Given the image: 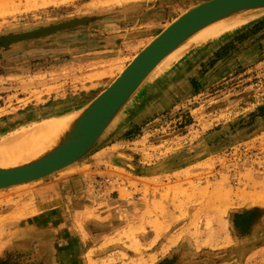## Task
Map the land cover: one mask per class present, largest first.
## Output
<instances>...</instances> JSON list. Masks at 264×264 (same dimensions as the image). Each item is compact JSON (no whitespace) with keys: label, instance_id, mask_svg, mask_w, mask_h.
Segmentation results:
<instances>
[{"label":"rangeland","instance_id":"1","mask_svg":"<svg viewBox=\"0 0 264 264\" xmlns=\"http://www.w3.org/2000/svg\"><path fill=\"white\" fill-rule=\"evenodd\" d=\"M207 1L0 0V40H8L0 45V159L24 133L78 115L160 32ZM235 18L246 24L183 46L135 97L138 112L159 109L157 121L151 133L145 126L123 142L144 135L147 145H161L150 151L152 162L166 156L162 164L143 163L135 148L141 144L123 143L110 152L120 154L118 162L94 165L97 146L39 181L0 189V264H264V10ZM46 29L52 31L19 38ZM189 138L209 152L177 173L174 141ZM61 181L87 199L73 203L70 225L62 228L57 215L51 233V225L37 222V206L60 204ZM142 193L153 196L149 233L131 226L113 231L92 211L91 223L73 224L86 201ZM179 200L196 208L187 230L178 229L185 220L177 224V214L187 207ZM165 222L173 229L159 239ZM170 235L180 240L172 249L165 246L174 243Z\"/></svg>","mask_w":264,"mask_h":264},{"label":"water","instance_id":"2","mask_svg":"<svg viewBox=\"0 0 264 264\" xmlns=\"http://www.w3.org/2000/svg\"><path fill=\"white\" fill-rule=\"evenodd\" d=\"M254 9H264V0H211L181 16L74 119L52 149L29 163L0 168V189L39 180L82 159L97 145L115 117L167 55L205 27ZM50 31L52 29H46L19 38ZM7 41L0 40V45Z\"/></svg>","mask_w":264,"mask_h":264},{"label":"crops","instance_id":"3","mask_svg":"<svg viewBox=\"0 0 264 264\" xmlns=\"http://www.w3.org/2000/svg\"><path fill=\"white\" fill-rule=\"evenodd\" d=\"M139 98L135 99L128 107L127 109L124 111L123 115L121 116L120 120L117 122V124L115 125V127H113L111 129V131L106 135V137H104L103 141L100 142V148L99 150H97V152H95L92 156L91 159L93 160L94 165H98L103 163L105 160L110 159V161H114V162H118L117 157L120 156V154H117V156H113L112 152L114 149L117 148H124V144L128 145V144H141V148L137 150H139L140 154H141V159L142 161H144L143 163H151L152 159L151 156L153 154H151V149H158L161 145H152L149 144L147 145L146 143L143 142V140L145 139V136L143 135L141 137L142 141H138V142H131L130 140L127 141V143H124L123 141L126 140L128 137H132L135 136L136 133L139 131V129L144 130V127L146 126V132L147 133H151V130H149L148 126L152 125L153 122L157 121V118L155 117V113L158 110H154V109H150V110H143L141 109L142 112H138L139 110V106L141 105V103L138 100ZM138 112V113H137ZM156 131V130H155ZM139 137V136H138ZM188 137V135L186 136ZM133 141V140H132ZM183 139H181V141H179L180 143L177 144V141H174V145H178L177 146V164L176 162H174V167H175V171L177 173H180L188 168L193 167L194 165H196L197 163L200 162V158L203 157L206 153L209 152L208 148L205 149H200L199 150V144L197 146H195V142L192 141L191 138H189L188 140L186 139L185 141H183ZM124 143V144H123ZM137 146V145H136ZM137 153V152H135ZM166 157V156H165ZM164 156H159L157 154V157L155 158L156 161L152 162L153 164H156L157 162L159 163L158 165L162 164V162H164L166 159ZM154 160V158H153ZM163 160V161H162ZM162 161V162H161ZM167 161V160H166ZM172 167V165H171ZM184 177H180L179 180H177V182H183L184 181ZM80 182H81V178H80ZM68 183L69 181H61V189H62V201L60 202V204H56L53 206H46V207H41V206H37L39 211L37 213V222H44L45 224H49L51 225V233L53 232V226L58 222V218L57 215H59L61 213L62 217H61V223H65L63 224L61 227L64 228L67 224L70 225L71 220L69 219L71 216V210L73 209L72 207H74L73 203L76 202V199H82V198H86V196L79 192V193H73L71 192L67 187H68ZM49 184H53V183H49ZM81 184V183H80ZM181 185V184H179ZM205 186H207V183L205 184ZM204 186V187H205ZM182 188H185V186L183 185ZM39 193V189H35L33 190V194H38ZM161 193V192H160ZM150 194V193H149ZM156 197H161V196H156ZM172 196H170L169 198H171ZM148 198L151 200L153 198L152 195H145L142 193V195L137 198V197H125L123 195H120L119 197H114V198H110V199H106L104 202L97 204H88V202L86 201L85 204V208H79L78 211H75V219L73 220V224H80L77 223L78 219L80 218V220L82 219L84 224L85 222L91 223V220L89 219V215L88 213H90V211H92V213L94 212V221H98L101 223H106L109 222L111 223V227H109V229H122L124 227H134L137 229H141L144 228L145 231H147L148 233L150 232L148 226V223L150 221L149 218V211H147V206L150 204V201L148 200ZM172 199V198H171ZM181 203L186 204L184 208L186 214L184 215L183 213L177 214V224L183 222L181 227H179L178 229H183V230H187L188 228H186V225H189L191 223V220L193 219V217L195 216L196 213V208L192 209L193 206V202H188L185 203V201L180 200L177 201V206L182 205ZM81 204V203H80ZM87 206V207H86ZM91 207V208H89ZM85 215V218L83 219ZM187 215V216H186ZM54 216V217H53ZM82 216V217H81ZM185 217V218H184ZM191 219V220H190ZM82 222V221H81ZM173 222L172 223H166L163 225V233L160 235V238H165V236H167V231L170 229H173ZM59 227V226H57ZM60 228V227H59ZM75 228V227H74ZM177 229V230H178ZM42 231V230H41ZM38 231V232H41ZM114 231V230H113ZM142 233L137 234L138 238L142 237ZM168 242H174L171 243V245H167L169 243H165V246H169V249H172L176 244L179 243L180 240H178L176 237H174V235H170L168 238ZM177 239V240H176ZM206 241V240H205ZM204 241V242H205ZM176 242V243H175ZM211 244V243H210ZM218 245V244H217ZM203 246L209 248L208 243L204 244ZM211 247H214L213 245H211Z\"/></svg>","mask_w":264,"mask_h":264},{"label":"bare ground","instance_id":"4","mask_svg":"<svg viewBox=\"0 0 264 264\" xmlns=\"http://www.w3.org/2000/svg\"><path fill=\"white\" fill-rule=\"evenodd\" d=\"M209 1H211V0H209ZM209 1H207V2H209ZM207 2H205V3H207ZM202 4H204V3H202ZM202 4H200V5H202ZM200 5H198V6L194 7V8H192V9L188 10L187 12H185L184 14H182L181 16H183L186 13L190 12L191 10L199 7ZM259 10H264V9H254V10H247V11H243V12L259 11ZM243 12H241V13H243ZM241 13H239V14H241ZM239 14H237V15H239ZM237 15H234V16H231V17L222 19V20H220L218 22H215V23H213V24L205 27L204 29L198 31L193 36H191L187 41H185L184 43H182L181 45H179L169 55H167L153 69V71L151 72V74L149 75V77L146 79V81L142 84V86L138 89V91L133 95V97L129 100V102L124 106V108L115 117V119L113 120V122L111 123V125L109 126V128L106 130V132L103 134V136L98 141L97 145L89 153H91L100 144V142L104 139V137L110 132V130L113 127H115V125L117 124V122L119 121V119L121 118V116L123 115L124 111L131 104V102L135 99V97L139 94V92L143 89V87L146 85V83L148 81H150V79L153 77L154 73H157V70H162L172 60L178 58L180 56V54H181L178 51L179 50L181 51V49L183 50V46L185 47V45H186L188 47L189 45H192V44L208 43V42H211L212 40L221 39V38L225 37L226 35H228L230 32H233V31L239 29L240 27L244 26V24H246V21L245 20H243V19L240 20L239 18H235L234 20L232 19V18H234ZM178 19H176L175 21H177ZM171 25H169L166 29H164L162 32H160L151 42H153L159 35H161V33H163L165 30H167ZM137 55L134 57V59L137 57ZM123 71L121 72V74L123 73ZM115 80H114V82H115ZM90 104H88L85 108H87ZM84 109H82V111ZM82 111H80V113ZM78 115H74V117H72V118H70V116H65L62 119L54 120L51 123L41 125V126L37 127L36 129H32L29 132L24 133L23 136L19 139L18 144H16L15 149H13L12 152L9 153L8 156L4 157L3 159H0V168H10V167H15V166L23 165V164L29 163L31 161H34L35 159H37L40 156H42L43 154H45L47 151H49L50 149H52L53 146H55V144L59 141L60 137L63 135L64 132H66L69 129V127L71 126L72 122L74 121V119H76L78 117ZM59 171H61V170H59ZM59 171H56L54 173H57ZM54 173H52V174H54ZM52 174H50V175H52ZM50 175H48V176H50ZM48 176H46V177H48ZM41 179H43V178H41ZM41 179H39V180H41ZM39 180H36V181H39ZM36 181H32V182H28V183H34ZM25 184H27V183H23V184L11 186V187H17V186L25 185ZM8 188H10V187H8ZM1 189H6V188H1Z\"/></svg>","mask_w":264,"mask_h":264}]
</instances>
